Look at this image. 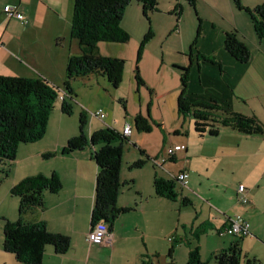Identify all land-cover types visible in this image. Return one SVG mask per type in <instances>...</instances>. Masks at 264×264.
<instances>
[{
  "label": "crops",
  "instance_id": "crops-1",
  "mask_svg": "<svg viewBox=\"0 0 264 264\" xmlns=\"http://www.w3.org/2000/svg\"><path fill=\"white\" fill-rule=\"evenodd\" d=\"M73 1L0 0V75L43 77L63 87L68 56L81 52L78 41L70 35ZM263 1L241 0V3L252 8ZM177 4L181 5L178 20ZM7 5L16 6L27 21L7 16ZM188 8L185 0H158L157 10L150 13L148 22L140 5L131 2L121 19V26L130 32V38L126 42L97 44L101 54L126 60L115 96L125 98V115L131 120L106 116L109 111L106 107L102 118L92 112L89 118L86 114L84 133L89 136L105 126L122 131L128 123L130 141L144 149L152 160L151 166H142L144 170L134 172L130 163L139 157L122 156L116 205L128 210L108 225L109 237L102 243H89L86 239L91 228L97 172L91 151L98 145L62 154L60 150L67 139L79 133V124L66 119L68 123L63 124L61 119L54 130L55 126L48 120L42 138L18 145L19 160L7 177V187L0 192V264H23L2 248V217L12 221L18 218L19 200L9 198L15 197L10 194L11 186L29 175L52 173L60 178L61 189L55 193L46 191L44 206L30 209L24 219L44 221L50 231L67 235L70 246L60 254L47 245L41 264H185L187 241L193 237L192 233L199 235L201 258L207 264H217L211 260L212 253L237 239L224 236L228 218L234 216L231 212L249 222L245 240L261 254L252 256L264 264L261 246L264 245V136L246 135L228 126H221L215 136H199L193 129L192 117L181 115L177 109L178 67L191 60L189 98H215L233 111L253 116L264 128V39L257 38L250 15L237 8L233 0H197L195 14L201 19V31L196 49L191 52L198 25L194 21V31L190 34L185 24L188 14L186 21L183 16ZM128 22L135 29L132 35ZM149 26L154 35L141 53L139 70L145 84L138 86L133 67L139 42ZM233 30L251 49V57L245 63L223 47L225 33ZM195 50L216 59L220 66L211 61H197ZM71 86L80 96L79 101L76 96L80 112L90 106L82 100L83 95L90 92L101 98L98 89L108 90L103 76L98 74L77 77ZM138 112L149 114L153 121L150 131L135 128L132 118ZM179 143L185 148L169 156L167 149ZM47 152L54 155L44 157ZM181 170L188 172V178L185 185H178L179 195L175 199L155 195V176L172 178ZM235 176L248 197L237 209L229 201L231 196L226 195V188L234 185ZM183 196L189 198V203L181 202ZM218 214L222 215L221 219ZM201 229L203 233H199Z\"/></svg>",
  "mask_w": 264,
  "mask_h": 264
},
{
  "label": "trees",
  "instance_id": "trees-1",
  "mask_svg": "<svg viewBox=\"0 0 264 264\" xmlns=\"http://www.w3.org/2000/svg\"><path fill=\"white\" fill-rule=\"evenodd\" d=\"M196 13L197 0H185ZM136 2L141 7V13L146 21H150V13L157 10L158 0H74L72 8L70 35L78 41L81 47L79 54L68 56L63 87L59 88L43 77H25L17 75H0V181L8 176L15 160L17 147L20 143L33 142L42 138L46 132L49 115L57 99H60L62 113L71 115L72 100L75 99L71 82L82 76L98 74L107 79L113 88H117L123 79L126 60L117 56H107L99 52V41L126 42L130 34L121 26V19L125 8ZM233 4L245 10L251 18L254 32L258 39H264V1L249 8L241 0H233ZM175 14L180 16L181 5L177 4ZM197 14V13H196ZM198 26L191 44V52L196 49V41L201 31V19L197 17ZM154 33L149 26L142 36L133 67L134 78L138 86L145 82L140 74L139 61L146 43ZM224 49L241 63L249 61L251 49L245 41L233 31H227L223 39ZM197 61H211L220 63L195 50ZM200 65H198L199 68ZM191 60L180 70V92L177 97L178 112L193 119V129L199 136L205 134L215 136L221 126L231 127L243 134H261L264 136L263 126L253 117L233 111L225 103L215 98H189ZM119 101L126 113L125 99ZM147 107V111L149 109ZM133 123L138 131H150L153 121L149 114L141 112L133 116ZM79 133L67 139L61 148L62 154L85 148H94L91 157L97 165L95 176L94 201L90 214L91 227L97 222L111 225L112 221L122 212L128 210L116 205L121 186L120 169L122 163L123 146L130 141L127 134L113 127L105 126L94 130L89 136L84 133L87 123L86 113L82 110L78 115ZM131 142V141H130ZM134 146H137L132 142ZM139 153L146 158L139 157L130 163V168L142 167L148 155L138 147ZM54 152L44 153L50 157ZM179 182L175 177L164 178L155 176L153 179L154 193L157 196L175 199L179 195ZM62 187L57 174L29 175L10 188V194L17 196L18 218L9 220L2 217V248L14 254L23 264H41L47 245L53 246L56 253H65L70 246V238L62 233L50 231L44 221H25V214L32 208L44 206V193H55ZM182 203H189L188 197H181ZM229 219V218H228ZM199 227V225H198ZM201 229L199 233H203ZM187 241L188 255L185 264H207L202 260L198 234ZM226 248H221L211 255V260L217 264H259L255 257H241V240L243 236H236Z\"/></svg>",
  "mask_w": 264,
  "mask_h": 264
},
{
  "label": "rangeland",
  "instance_id": "rangeland-1",
  "mask_svg": "<svg viewBox=\"0 0 264 264\" xmlns=\"http://www.w3.org/2000/svg\"><path fill=\"white\" fill-rule=\"evenodd\" d=\"M185 14H188L187 22H185V24L188 25V30H190V34H191L194 31V21L196 22V25H198V20H197V17H196V14H195L194 10L191 7L186 9V11H185V13L183 15L184 19L186 21ZM188 20H191V21L188 22ZM127 27H129V30L131 31V35H132L135 32L134 27H133V30H132V22H128ZM185 30H186V28H185ZM195 31H196V29H195ZM103 78H104V80H105V82L107 84L108 90H106V89L104 90V88L103 89L102 88L98 89V91L100 92L99 94L102 96L101 98L93 96V93H90V92H89V94L82 96V100L86 101V102L88 101L89 105H90L89 107H86L88 110L87 109L84 110L85 113L87 114L88 118L91 116L90 112H94L95 110H99V109L102 110V112H103V114L105 116L106 107H109V111L107 112L106 116H108V117L114 116V117L119 118L121 120H127V121L130 122L131 119L129 118L128 115L127 116L125 115L121 102L119 101L117 96H115L118 87L117 88H113L110 85V83L107 81V79L105 77H103ZM61 86H63V84H61ZM126 87L127 86H126V82H125L122 88L125 89ZM106 92H108V93H106ZM75 93H76L77 99L79 101L80 100V96H79L78 92L75 91ZM72 104H73V112H72L71 115H67V114L62 113L61 110H60V99H57L55 101L54 107L51 110L50 115H49V124H53L55 126L54 130L56 128V125L59 124L61 119L63 121V124H64V122L68 123V121H64V119H66V120H74L72 122H76V121L78 122V115L80 113L81 107H79V104L76 102V97H75L74 100H72ZM78 124H79V122H78ZM123 147L124 148H123L122 156H124L126 158L127 157L129 159H135V157L146 158L145 156H142L139 153L138 146H134L132 144V142H130V141H126L124 143ZM18 160H19V158L16 156L15 160L12 162V165H11L12 169H13V166L15 165V163L18 162ZM131 161H134V160H131ZM151 162H152V160L146 159V162L143 165V167L145 168V166H147V165L151 166L152 165ZM132 170L134 172H140V170H144V169H142V168H140V169L134 168ZM0 176H1V174H0ZM7 177L8 176H5L0 181V192H2L3 189L7 187V184H8ZM237 178H238V176L234 177V179H235L234 181L235 182L233 180H230L231 182H234V185L233 186H228V189L226 188V195L227 196H229V195L231 196V199L229 201H232L233 209L234 208L237 209L239 206H242L241 203L238 200V193L236 192L237 187H238V183H239ZM178 185H180V183L177 184V188H178ZM5 192H6V190H4L3 193H5ZM246 194L247 193L245 192V197L248 199ZM0 198H1V196H0ZM9 198H14V199H16L18 201V197L17 196L9 197ZM230 214H232L234 216L238 215L235 212H231ZM217 216L220 219L222 218L221 214H218ZM188 228H189V226H188ZM224 236H227V237H230V238L236 237L235 235H232V234L227 233V232H225ZM247 236L248 235L246 234L245 237H244V240L241 241V257H242V259H243V257L252 258V257H254V256H252V254H254V253H257L258 255H261L258 250H254V248L251 245H249L248 241L245 240ZM261 246L264 247L263 244ZM262 256H264V254H262ZM255 258L257 259V257H255Z\"/></svg>",
  "mask_w": 264,
  "mask_h": 264
},
{
  "label": "built area",
  "instance_id": "built-area-1",
  "mask_svg": "<svg viewBox=\"0 0 264 264\" xmlns=\"http://www.w3.org/2000/svg\"><path fill=\"white\" fill-rule=\"evenodd\" d=\"M5 13L7 16L15 17L21 22H26V15L18 10L14 5H7L5 7ZM95 116L102 118L104 116L101 109L92 112ZM122 132L129 135L131 132V125L126 123L123 125ZM185 145L182 143L176 144L173 147L167 149V154L172 156L175 152L183 150ZM163 161V160H160ZM174 177L177 181L185 185L188 178V172L186 170H181L177 172ZM238 200L240 203H246L248 199L245 197V187L242 184H239L237 187ZM224 231L235 236H244L249 233V222L240 215L230 217L224 228ZM109 228L108 225L101 221L94 224L87 233V241L89 243H102L106 237H109ZM168 240L173 241V237H169Z\"/></svg>",
  "mask_w": 264,
  "mask_h": 264
}]
</instances>
